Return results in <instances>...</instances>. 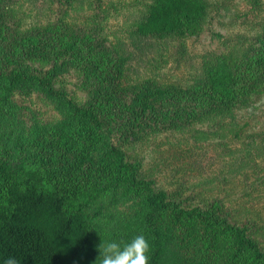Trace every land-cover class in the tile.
I'll return each instance as SVG.
<instances>
[{"label":"trees","instance_id":"1","mask_svg":"<svg viewBox=\"0 0 264 264\" xmlns=\"http://www.w3.org/2000/svg\"><path fill=\"white\" fill-rule=\"evenodd\" d=\"M120 4L0 0V264H99L101 240L137 235L149 264H264L263 219H240L210 181L160 185L145 155L242 139L235 115L264 94V31L169 78L214 5L147 0L122 33ZM243 143L222 175L255 169L264 148Z\"/></svg>","mask_w":264,"mask_h":264},{"label":"rangeland","instance_id":"2","mask_svg":"<svg viewBox=\"0 0 264 264\" xmlns=\"http://www.w3.org/2000/svg\"><path fill=\"white\" fill-rule=\"evenodd\" d=\"M114 1H121L120 12L113 18L116 25L114 30L119 31L121 29L123 33L130 26L127 24L135 18L134 16L138 14L142 7L141 5L147 0ZM261 1L264 4V0ZM210 2L214 5V13H217V8L219 13L213 14V18L207 20L203 31L188 37L186 65L177 67V63L170 62L164 69V73L169 78L173 74L174 76H182L187 72L190 65L194 66L196 64L198 67L203 57L207 53L217 50L224 40H230L232 44H237L238 40H241L243 36L250 38L264 31V9L253 16L250 6L251 3L253 4V0H210ZM223 5H227V8ZM86 13L92 14L89 11ZM239 16L242 17L239 18ZM172 51H175V49H172ZM152 69L149 68L148 72L150 70V73L156 72L154 69L152 71ZM171 69L173 72L170 74ZM235 117L239 120L241 128L243 127L244 129L241 133L242 139H233L231 144L228 141L226 142L227 146L215 148V146L209 145L203 150L197 149L192 155L188 153L191 149L185 147L187 143L180 147L176 141L170 143L174 149L168 148L170 145L162 148L160 144L164 140H161L155 146H151L147 154H145L147 156V166L154 165L159 167L158 172L160 173H157L158 183L167 188L172 185L175 186L173 182L175 177L188 184L200 185L201 180L213 182L208 185H202V187L214 189L210 191L211 193L219 192L221 196L227 195L225 198L227 207L237 213L240 219L244 221H248V219L259 220L258 217H260L264 221V203L261 199V195H264V189L257 183L262 184L264 180V155L262 157H254L259 164L254 166L255 169L239 171L238 174L229 173L222 175L220 173L224 166H227L220 159L228 161L232 156L239 155L240 153L238 152H242V147L245 146L243 143L245 139L247 143L253 142V145L259 147L261 145L264 148V94L253 97L252 104L237 111ZM230 139L231 137L228 140ZM220 142L216 139L215 144ZM215 149H218V153ZM235 152L237 153L234 154ZM258 177L260 180H256ZM254 183L255 187L248 188V185L252 186ZM253 189L256 190L254 192L256 198L250 195Z\"/></svg>","mask_w":264,"mask_h":264},{"label":"clouds","instance_id":"3","mask_svg":"<svg viewBox=\"0 0 264 264\" xmlns=\"http://www.w3.org/2000/svg\"><path fill=\"white\" fill-rule=\"evenodd\" d=\"M99 264H149L150 245L143 235H137L130 242L117 243L101 240L97 246ZM4 264H19L9 257Z\"/></svg>","mask_w":264,"mask_h":264}]
</instances>
